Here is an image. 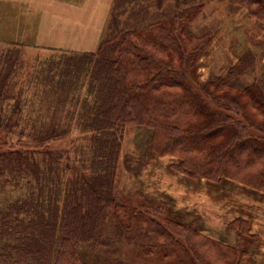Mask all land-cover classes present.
Here are the masks:
<instances>
[{"label":"trees","instance_id":"obj_1","mask_svg":"<svg viewBox=\"0 0 264 264\" xmlns=\"http://www.w3.org/2000/svg\"><path fill=\"white\" fill-rule=\"evenodd\" d=\"M228 2L264 26V0ZM203 6L143 31L124 28L114 17L95 51L56 50L59 55L35 59L33 71L25 72L23 43L11 42L0 67V133L19 127L28 107L54 112L48 127V118L36 124V151H0V178L17 194L0 209V264H89L82 249L117 252L108 240L110 217L119 232L141 224L173 264H241L258 243L242 219L229 227L249 246L233 249L201 234L195 224L167 217L164 204L127 209L115 192L122 140L134 124L150 131L155 155L177 160L171 166L176 172L214 183L235 180L264 195V71L243 89L233 84L254 69L255 55L246 51L225 75L193 85V71L213 42L211 30L190 31ZM69 101L74 110L64 113ZM75 128L86 142L75 151L81 153L79 164L66 160L63 169L43 170L32 154L54 155L48 143ZM56 154L52 160L59 161Z\"/></svg>","mask_w":264,"mask_h":264},{"label":"rangeland","instance_id":"obj_2","mask_svg":"<svg viewBox=\"0 0 264 264\" xmlns=\"http://www.w3.org/2000/svg\"><path fill=\"white\" fill-rule=\"evenodd\" d=\"M58 1L59 11L51 16V31L37 28L42 21L35 11L21 5H11L6 0L0 1V67L3 56L12 47L11 42L23 43L21 58L26 63L25 72L33 71L35 59L59 55L56 50L90 52L84 49L93 47L94 41L100 44L105 32L112 28L114 17L124 28L143 31L153 22L167 20L182 10L203 4L202 12L193 18L190 31L202 35L211 30L213 42L193 71L196 80L193 85L202 87L215 77L225 75L229 67L245 57L246 51L255 55L256 59H252L254 69L247 68L244 75L234 79L233 84L243 89L264 71L263 24L249 17L243 9L231 5L228 0H129L127 3L120 0ZM33 95L34 91L29 92L30 97ZM73 110L69 101L64 113ZM53 112L46 110L43 114L39 112L38 105L28 107L19 127H14L12 133L6 129L0 133V151L22 149L29 152L25 150L27 148L36 151L35 138L37 131L41 130L36 124L48 118L45 122L48 127ZM65 119L68 122L67 116ZM34 126L37 128L32 133ZM76 130H73L74 141H71L72 134L48 143L54 155L47 157L33 153V159L42 164L43 170L53 166L54 172L56 167L63 169L66 160L79 164L81 153L75 151L86 142L76 137ZM150 141L148 129L134 124L126 127L115 178V192L120 202L127 209L139 211L159 208L164 204L167 217L195 224L201 234L233 249L244 244L249 246L248 242L238 240L237 234L229 227L235 219H242L248 222L249 232L257 235L259 241L248 248V254L241 264H264V195L235 180L223 179L214 183L206 179H189L172 169L171 166L177 161L174 157L155 155ZM56 152L60 154L59 161L52 160L58 159ZM62 175H65L64 172L60 173ZM16 195V191L13 192L0 178V209L15 200ZM109 222L108 240L114 244L117 252L82 249L87 263L105 264L120 260L123 264H173L165 257L158 238L147 234L141 224L119 232L111 217ZM205 255L207 259L210 258L208 253Z\"/></svg>","mask_w":264,"mask_h":264},{"label":"crops","instance_id":"obj_3","mask_svg":"<svg viewBox=\"0 0 264 264\" xmlns=\"http://www.w3.org/2000/svg\"><path fill=\"white\" fill-rule=\"evenodd\" d=\"M6 2L10 3L11 5H14V4L21 5L26 9H31L35 11L40 16V20L42 21L41 24L37 26L39 30L51 31L53 29V26L50 25L51 23L50 21H53V18H51V16H55V13L59 11L58 5L60 1L58 0H6ZM241 11H238V12H241ZM93 44H94L93 47L89 46L85 48L84 50H87L90 52L95 51L98 48L99 42L94 41Z\"/></svg>","mask_w":264,"mask_h":264}]
</instances>
